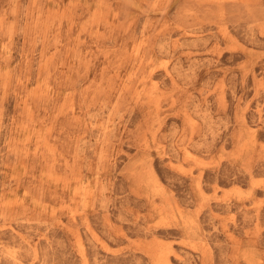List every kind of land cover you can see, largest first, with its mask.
<instances>
[{
	"label": "rangeland",
	"instance_id": "374dc122",
	"mask_svg": "<svg viewBox=\"0 0 264 264\" xmlns=\"http://www.w3.org/2000/svg\"><path fill=\"white\" fill-rule=\"evenodd\" d=\"M0 264H264V0H0Z\"/></svg>",
	"mask_w": 264,
	"mask_h": 264
}]
</instances>
